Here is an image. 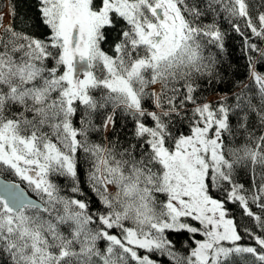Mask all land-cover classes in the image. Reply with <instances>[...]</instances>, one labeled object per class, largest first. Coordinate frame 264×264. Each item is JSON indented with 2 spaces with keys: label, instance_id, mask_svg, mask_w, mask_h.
<instances>
[{
  "label": "snow or ice",
  "instance_id": "obj_1",
  "mask_svg": "<svg viewBox=\"0 0 264 264\" xmlns=\"http://www.w3.org/2000/svg\"><path fill=\"white\" fill-rule=\"evenodd\" d=\"M0 264H264V0H0Z\"/></svg>",
  "mask_w": 264,
  "mask_h": 264
},
{
  "label": "trees",
  "instance_id": "obj_2",
  "mask_svg": "<svg viewBox=\"0 0 264 264\" xmlns=\"http://www.w3.org/2000/svg\"><path fill=\"white\" fill-rule=\"evenodd\" d=\"M18 3L21 5V8L23 9V6L29 3V0H18Z\"/></svg>",
  "mask_w": 264,
  "mask_h": 264
}]
</instances>
